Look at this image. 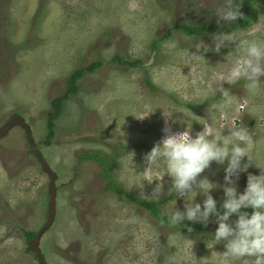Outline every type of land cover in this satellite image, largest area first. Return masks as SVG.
I'll list each match as a JSON object with an SVG mask.
<instances>
[{"label":"rangeland","instance_id":"obj_1","mask_svg":"<svg viewBox=\"0 0 264 264\" xmlns=\"http://www.w3.org/2000/svg\"><path fill=\"white\" fill-rule=\"evenodd\" d=\"M215 2L223 0H0V127L13 114L22 116L57 174L55 219L40 240L48 264H196L204 257L206 264H223L218 254L223 243L206 246L215 217L201 229L185 231L133 201L163 200L164 215L173 206L183 210L184 198L169 193L167 174L155 194L158 181H148L157 174L155 166L142 173L144 155L160 141L166 122L172 132L186 127L181 110L208 120L211 129L246 126L248 151L264 166V84L250 94L239 82H224L217 64L225 62L235 42L219 52L201 48L204 58L194 55L200 43L211 48L212 34L258 23L264 1L251 3L242 27L231 26L237 19L212 15ZM182 24L213 29L189 34L176 28ZM168 29L170 36L154 49ZM249 36L264 38V28ZM116 56L140 64L123 65ZM94 62L101 65L78 78V90L64 102L46 143L52 101L66 93L74 71ZM221 85L232 100L210 121L207 109L221 99ZM202 128L192 121L193 135ZM93 153L108 159L114 182L127 196L110 188L101 165L88 157ZM226 163L213 161L199 176L224 184ZM259 171L250 164L236 180L237 190L246 186L247 172ZM48 184L25 131L11 128L0 139V264H39L25 232H38L47 220ZM211 194L217 204L224 199L222 188ZM195 200L202 202L203 196L198 193Z\"/></svg>","mask_w":264,"mask_h":264},{"label":"clouds","instance_id":"obj_2","mask_svg":"<svg viewBox=\"0 0 264 264\" xmlns=\"http://www.w3.org/2000/svg\"><path fill=\"white\" fill-rule=\"evenodd\" d=\"M252 3L255 7V0ZM240 7L241 0H223L222 3H214L211 14L231 22L242 16ZM257 28H264V15L259 17L258 23L251 24L247 29L212 34L211 48L208 44L200 43L194 55L203 57L199 54L201 48L204 52H219L222 47L227 46L226 42H235L234 49L226 54L225 62L217 66L224 69L220 73L224 82H239L248 93L254 94L264 84V38L249 36ZM220 98L207 109L210 121L215 120L221 105L231 103L230 90L222 85ZM189 112L191 116L188 115ZM179 113H183L186 127L182 131L172 132L166 122L162 130L164 135L144 155L147 167L142 172H150L155 166L157 174L148 180L158 181L153 193H160L159 180L167 174L171 178L169 193L184 198L182 211L173 206L166 213L168 223L183 225V221L188 220L207 225L210 216H214L217 227L208 234L206 246L209 248L211 245L212 248L223 243L224 251L218 253L223 264H236L237 261L240 264H264V166L255 163L248 151L251 141L249 130L246 126L230 124L225 126V134V127L211 129L208 120L195 116L190 110H181ZM194 120L202 124L203 128L193 135ZM244 157H247L248 162H241ZM213 161L222 165L227 161L223 169L224 184L210 181L207 176H199ZM253 163L260 169L259 173L247 172L246 186L242 192L238 191L235 187L236 180ZM214 188L223 189L224 199L219 208L217 200L211 194ZM198 193L203 196L202 202L195 200ZM249 207L252 209L251 213L242 210ZM233 214L236 219L229 222ZM196 264H206V257L200 261L196 259Z\"/></svg>","mask_w":264,"mask_h":264},{"label":"trees","instance_id":"obj_3","mask_svg":"<svg viewBox=\"0 0 264 264\" xmlns=\"http://www.w3.org/2000/svg\"><path fill=\"white\" fill-rule=\"evenodd\" d=\"M251 3H252V0H241L240 12L242 13V16L237 17L236 19L238 20V22L233 23L231 26H235V27H242L243 26L244 19H245L246 15H247L250 7H251ZM176 28H178V29H180L186 33H189V34H198V33H206L208 31L212 30L213 26H209V27H206V26H189L186 24H182V25H177ZM171 31H172L171 29H168L158 39H156L154 44H153V48L154 49L156 48V44L160 38L164 39V38H167L168 36H170ZM113 60L119 62L120 64L129 65L131 67L137 66L140 64V61H134V62L126 61V60H123L119 56L114 57ZM100 65H101L100 62H94V63L88 65L85 69L84 68L83 69H77L76 71H74V73L68 79V89H67L66 93L62 96L56 97L52 101V111L49 112V115L47 118L46 143H49L50 139L54 135L55 120L60 116L64 102L67 101L78 90V85H77L78 78L81 77L86 71H90V72L94 71ZM88 157L96 160L101 165V167L103 169V174H104L105 179L107 180L110 188L119 194H124L127 196V194L122 189H120L117 186V184L114 182V180L112 178V166H111V163L108 161V159H105L104 157L99 155V153L89 154ZM133 201L135 203H137L139 206H141L142 208H144L153 217L157 218L158 220L163 221L167 225H170L167 221V216L161 212V206L163 204V200H161V201H149V200L135 199L134 198ZM219 205H220V203L217 204L218 208H219ZM242 210L248 211L249 213H251V211H252V209L250 207L247 209H242ZM221 211H222V209H221ZM233 215H235V214H233ZM213 217L214 216H210L209 221ZM170 226H172L174 228L181 229V230H185V231H189V228H191V231H192V230L201 229L205 225L200 223V222L195 223V224H189V223H185L183 221V225L182 224H176V225H170ZM35 234H36V232H25V235L28 238V240L32 239L35 236Z\"/></svg>","mask_w":264,"mask_h":264},{"label":"water","instance_id":"obj_4","mask_svg":"<svg viewBox=\"0 0 264 264\" xmlns=\"http://www.w3.org/2000/svg\"><path fill=\"white\" fill-rule=\"evenodd\" d=\"M20 126L25 131L26 139L29 143L31 152L38 158L42 170L49 177L48 184V197H49V206H48V215L45 224L42 228L36 232L35 236L28 241L29 249L34 252L37 257L39 264H48L45 255L43 254L40 247V240L42 235L47 231V229L52 225L55 215H56V198H57V188L56 180L57 174L50 167L49 163L43 157L41 151L37 147V142L35 141L30 125L25 121L22 116L18 114H13L9 120L0 127V139L5 136L8 131L15 127Z\"/></svg>","mask_w":264,"mask_h":264},{"label":"flooded vegetation","instance_id":"obj_5","mask_svg":"<svg viewBox=\"0 0 264 264\" xmlns=\"http://www.w3.org/2000/svg\"><path fill=\"white\" fill-rule=\"evenodd\" d=\"M38 159V158H37Z\"/></svg>","mask_w":264,"mask_h":264}]
</instances>
